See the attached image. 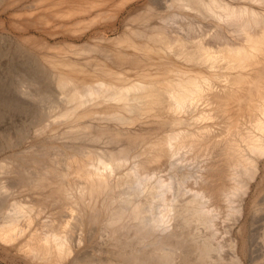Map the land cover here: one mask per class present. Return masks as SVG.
<instances>
[{
	"label": "bare ground",
	"instance_id": "obj_1",
	"mask_svg": "<svg viewBox=\"0 0 264 264\" xmlns=\"http://www.w3.org/2000/svg\"><path fill=\"white\" fill-rule=\"evenodd\" d=\"M7 104L0 264H264V0H0Z\"/></svg>",
	"mask_w": 264,
	"mask_h": 264
},
{
	"label": "rangeland",
	"instance_id": "obj_2",
	"mask_svg": "<svg viewBox=\"0 0 264 264\" xmlns=\"http://www.w3.org/2000/svg\"><path fill=\"white\" fill-rule=\"evenodd\" d=\"M7 109L8 110L6 111V114L3 113V111H0V116H1L0 117V119H1L0 121L3 122L2 124L0 122V138H1V140H6L7 139V135H5V132L6 131L1 130V129L5 128L6 126L8 128H16V127H18V125H19V128H20V124H21V120L20 119H23L24 118V114H25L24 112H22V114H21V111H18L16 109L12 108V107H9L8 104H7ZM19 112H20L21 115H19ZM9 113L11 114L12 118H11V116H10ZM13 113L14 114H17V115L14 116ZM3 114H5V115H3ZM18 118H20V119H18ZM12 121H14V122H12ZM16 131H18V130H16ZM20 143H21L20 145L24 146L25 143L27 144V143H29V141L26 142L24 140V141H20ZM12 151H13L12 148H9V149L7 148L6 150L3 151V153L0 154V158L3 157V156H5L6 154L11 153ZM239 214L240 213H237V212H225V213L224 212H221V213H219L217 215V219H218L217 220V224H218L217 226L218 227L216 229L217 230L216 240H217V242H219L220 244H222L223 252L226 255H230L229 254L230 253V247L228 245L229 238L231 237L232 234L237 233V230H238L237 227H239L240 224L241 225L244 224V229H245L244 232H245L246 243H247V239L249 237L248 235H250V233H251L249 230H251L253 228V225H256L254 228H255V230H256L257 233H260V231L262 232V230H264V219H262L261 221H256V223L253 224L252 223L253 214L248 213V212H245L243 214H240V220H241V222L238 223V224H235L236 220L239 218ZM257 214H258V216L261 215V213H257ZM234 219H235V221H234ZM248 224H250V225H248ZM234 225H235V227H234Z\"/></svg>",
	"mask_w": 264,
	"mask_h": 264
}]
</instances>
